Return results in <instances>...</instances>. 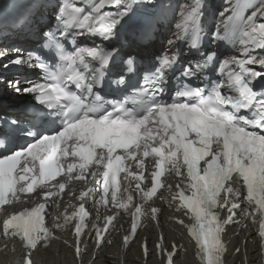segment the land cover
I'll use <instances>...</instances> for the list:
<instances>
[{
	"label": "bare ground",
	"instance_id": "obj_1",
	"mask_svg": "<svg viewBox=\"0 0 264 264\" xmlns=\"http://www.w3.org/2000/svg\"><path fill=\"white\" fill-rule=\"evenodd\" d=\"M147 204L148 206L154 205L157 208L155 214L149 218L150 223L155 222L156 224L155 228L152 225H148L140 232L139 244L133 242L125 252L120 251L117 246H102L96 251H90L85 256V264H164L157 257L154 248V243L158 237L156 230L159 228L164 232L167 244L171 240L176 239L182 241L183 246L186 247V250L177 251L175 256L176 264H197L194 258V251L188 245L184 232L179 226L167 220L168 215L172 214L173 210V204H170L168 196L160 192L155 199L149 201ZM246 231H249L250 234L232 235V232L229 233L228 238L231 239L230 250L226 256L225 264H261V255L259 253L261 248L254 244V240L256 239L254 229L253 227H249ZM143 235H147L153 247V252L150 253L146 261L142 256L140 247V241ZM244 238H247L245 244L242 242ZM239 245L241 246L240 251L235 252V249ZM255 252L259 254L256 255ZM33 254L34 264H76L69 248L60 241L46 248H37ZM17 263L13 254L8 253V251L0 252V264Z\"/></svg>",
	"mask_w": 264,
	"mask_h": 264
}]
</instances>
